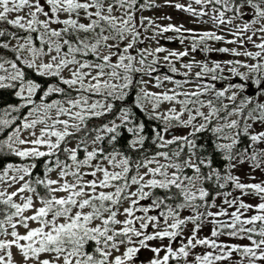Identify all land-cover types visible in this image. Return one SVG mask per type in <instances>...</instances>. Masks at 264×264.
<instances>
[{
    "label": "snow or ice",
    "instance_id": "obj_1",
    "mask_svg": "<svg viewBox=\"0 0 264 264\" xmlns=\"http://www.w3.org/2000/svg\"><path fill=\"white\" fill-rule=\"evenodd\" d=\"M0 264H264V0H0Z\"/></svg>",
    "mask_w": 264,
    "mask_h": 264
},
{
    "label": "rangeland",
    "instance_id": "obj_2",
    "mask_svg": "<svg viewBox=\"0 0 264 264\" xmlns=\"http://www.w3.org/2000/svg\"><path fill=\"white\" fill-rule=\"evenodd\" d=\"M159 2H162V0H159ZM165 14L171 15L173 17V22H185L186 26L192 27V25L187 22L185 14L177 12L174 9H171V8L165 7V8L159 9V10L149 11V12L145 13V15H150V16H162V15H165ZM160 22L161 23H166L167 21H160ZM162 42H164V41H162ZM167 47H169V48H177V47H180V46H179L178 43L174 42V43H168ZM197 58L199 59L200 56H197Z\"/></svg>",
    "mask_w": 264,
    "mask_h": 264
}]
</instances>
